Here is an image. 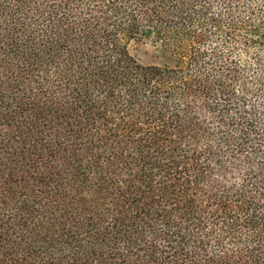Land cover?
<instances>
[{"label": "trees", "instance_id": "1", "mask_svg": "<svg viewBox=\"0 0 264 264\" xmlns=\"http://www.w3.org/2000/svg\"><path fill=\"white\" fill-rule=\"evenodd\" d=\"M0 264H264V0H0Z\"/></svg>", "mask_w": 264, "mask_h": 264}, {"label": "rangeland", "instance_id": "2", "mask_svg": "<svg viewBox=\"0 0 264 264\" xmlns=\"http://www.w3.org/2000/svg\"><path fill=\"white\" fill-rule=\"evenodd\" d=\"M130 55L139 63H148L150 60L151 47L143 42H131L128 46Z\"/></svg>", "mask_w": 264, "mask_h": 264}]
</instances>
